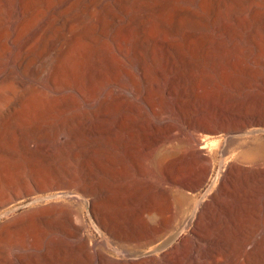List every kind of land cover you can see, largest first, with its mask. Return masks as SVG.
Segmentation results:
<instances>
[{
    "label": "bare ground",
    "instance_id": "6f19581e",
    "mask_svg": "<svg viewBox=\"0 0 264 264\" xmlns=\"http://www.w3.org/2000/svg\"><path fill=\"white\" fill-rule=\"evenodd\" d=\"M237 37L249 38L256 61L264 62V0H0V217L15 213L21 205L8 206L33 189L42 194L30 207L60 202L2 224L0 244L5 248L36 219H45L49 230L32 249L46 250L47 257L66 250L75 259L24 260V245L15 260L3 249L0 264H223L237 249L241 264H264L257 257L264 255L263 234L223 249L226 238L211 229L235 179L264 181V144L239 142L231 154L237 162L222 160L220 184L214 181L202 199L186 191L207 181L215 164L209 133L220 119L206 114L205 104L217 107L222 100L208 97V80L215 78L205 68L222 63L240 70V62L234 63L241 51ZM227 77L237 86L232 74ZM71 120L74 129L107 135V142L118 144L139 167L144 154L157 152L164 177L147 183V197L131 189L127 210L116 208L119 194L106 193L98 206L87 196L103 194L102 183L84 179L78 188L67 168L53 173L44 164L52 154L73 148V130L66 143L61 140ZM247 126L242 120L231 133L238 139L261 131ZM86 133L77 142L88 140ZM221 153H227L224 146ZM58 178L70 186L45 193ZM76 202L87 204L90 216L93 205L110 220L104 227L107 240L83 234L72 211ZM120 214L137 228H121ZM192 225V236L171 248ZM152 232L162 241L142 256L121 245ZM115 241L121 244L112 247ZM209 255L221 259L202 260Z\"/></svg>",
    "mask_w": 264,
    "mask_h": 264
},
{
    "label": "rangeland",
    "instance_id": "374dc122",
    "mask_svg": "<svg viewBox=\"0 0 264 264\" xmlns=\"http://www.w3.org/2000/svg\"><path fill=\"white\" fill-rule=\"evenodd\" d=\"M235 40L239 43L241 51L240 54L238 53L235 55V58L236 56H239V58L237 60L234 59V63L237 64L238 61L240 62L238 64L242 67L240 70L235 69L232 66L226 67L222 63L217 68H205V71L215 78V82L208 80V89L211 91L208 92V97L211 99L213 98L216 101L222 100V103H220L217 107L212 106L210 102L205 104L208 108V112H206V114L218 117L220 119V123L216 128H212L213 132L209 133L210 144L213 145L215 143V147L211 146V148H214L211 150L213 152L215 164L210 176L207 181H204L199 186L197 190L193 192L186 190L187 193L191 195L190 197L194 200L202 199L210 185L214 181H218L219 174L222 169V160L227 158L226 160L230 165L237 162L233 160L231 154L232 151L236 149L239 142H250L257 139L258 143L264 144V62L261 60L256 61L257 50L249 38L237 37ZM229 73L234 76L237 86L234 87V84L232 85L228 81L227 74ZM213 88L214 90H212ZM242 120L248 122L247 128L260 129L261 131L255 133V135L253 134L248 136L246 134L243 135L242 138H235L231 131L238 128ZM74 125H76L75 120L68 122V130H64L61 136L62 142L66 143L69 139L67 131L73 130L74 139L70 140L73 148L65 149L59 154H56L55 157H53L54 155L52 154L48 158L44 159V164H46L47 169L50 168L53 173L63 171L67 168L69 172L77 178L79 183L77 181H72L71 183H75V186L78 188L83 187V183L81 181L84 182V179L91 180L96 184L102 183L105 188L103 190L104 195L100 194L95 197L87 196V198L91 201L94 200L92 202H97L98 206L101 203L99 201H101L106 193L108 195L119 194L121 196L119 199V205L116 208L121 211L127 210L125 208L128 207L126 204L129 203L127 202V198L131 189L136 188L135 190H137L141 196L143 193L146 195L147 192L144 190L147 187V183L149 181H158V179H162L164 177L163 164L158 158H155L157 157V152H155L152 156L144 154L142 157V164L139 167L133 163L131 157L124 153L125 151L118 144L109 141L107 142V135L103 134L101 135L102 137L97 138L95 137L96 134H91L89 132L86 133L84 131L82 132L81 130L74 129ZM82 133H86V139L88 140L77 142V138L82 135ZM205 133L206 132H204V134ZM93 137L95 138L93 139ZM227 137L232 138L227 140ZM169 144L170 142L167 143V145ZM223 146L227 150V153L223 154L224 157L221 153V151H223ZM229 151H231L230 154ZM234 153H236V151L233 152V154ZM49 161L51 162L49 163ZM158 171H160V173ZM26 173L25 178L32 181L33 176L28 172ZM160 174H162V176ZM218 182V184H220V181ZM71 183L69 180L58 178L54 187L52 186L47 188L45 193H56L60 190H64L66 187L70 186ZM37 191V189H33L31 194L22 192L21 198L15 200L8 206L11 209L21 205L20 208L15 213L10 214L7 217H0V226L9 220L17 219L32 210L46 209L60 205V202L58 201H51L52 203H43L30 207L33 200L42 194L39 193V191L37 193ZM140 195L138 194V196ZM72 207V211L78 221V224L83 227L84 235L90 237L96 242H103L107 240L104 227L109 228L112 223L110 224V220L102 213V211H100L99 208L96 210L93 205L91 206V213L95 220L94 221L92 216L88 213L87 204L83 205L80 202H76V204ZM57 216L59 217V215ZM123 217V214H120L118 217V222L121 228L128 230H134L137 228L136 225L128 223ZM44 222L45 219H36V221H34L29 228V231L21 233L22 235L19 234L14 236L11 244L6 245L5 248L3 247L5 246L4 244H0V252L8 249V252L11 253V257L15 260L18 249L25 245L27 246L26 250H28V252H26L27 255H25L24 260H75L72 257L73 255L67 254L68 252L66 250H61L58 254L52 255V257H47L46 250L32 249L33 247H38L40 243H43V235L45 231L49 230V226L46 227V225L49 224L46 222L44 224ZM212 224V231L215 230L217 234L226 238V240L223 238L224 242L222 241V245L224 247L223 249H228L227 247L229 244L233 245L237 243L240 238H250L253 240L259 233L264 235V181L255 182V180L252 179L248 181L242 178L235 179L229 186V191L225 192V195L222 197L221 203L217 209L216 221ZM177 225L178 223L176 226ZM174 228L167 229L163 233V239L172 234L175 231ZM193 228L194 225L187 227L184 233L176 238L171 248L182 243L187 236H192ZM38 231L39 233H37ZM161 241L162 239H160L157 235L154 236V232H152L150 237L138 238L137 240L124 242L122 244L115 241L111 245L112 247L116 246V244L124 245L130 251H137L142 256L143 254L151 251ZM203 244H205V242ZM223 249H221V252ZM105 251L108 254L113 255L112 251ZM1 255L2 254H0V258H3ZM234 255L237 258L228 255L226 258H222V260H225L223 264H241L240 260H243L242 250L237 249V252ZM115 257L116 260H129L118 256ZM257 257L259 260H264V255H258ZM220 259L221 256L219 255H209V257L202 260ZM85 260H87V258ZM234 260H236L235 263Z\"/></svg>",
    "mask_w": 264,
    "mask_h": 264
}]
</instances>
